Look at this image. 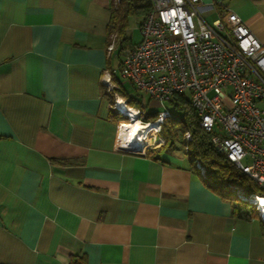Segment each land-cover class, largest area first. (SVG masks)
<instances>
[{
  "label": "crops",
  "instance_id": "crops-1",
  "mask_svg": "<svg viewBox=\"0 0 264 264\" xmlns=\"http://www.w3.org/2000/svg\"><path fill=\"white\" fill-rule=\"evenodd\" d=\"M206 2L207 22L233 12L264 42V0ZM110 5L0 0V264H264V223L187 156L158 133L120 148L132 118L114 101L143 123L159 102L121 75L141 33L110 40Z\"/></svg>",
  "mask_w": 264,
  "mask_h": 264
},
{
  "label": "built area",
  "instance_id": "built-area-1",
  "mask_svg": "<svg viewBox=\"0 0 264 264\" xmlns=\"http://www.w3.org/2000/svg\"><path fill=\"white\" fill-rule=\"evenodd\" d=\"M206 7V0H151L139 25L141 39L124 52L120 73L162 104L149 122L158 124L154 133L173 114L167 104L175 95L188 99L215 149L260 187L253 193L232 188L264 222V204L257 202L264 200V42L233 12L207 22Z\"/></svg>",
  "mask_w": 264,
  "mask_h": 264
},
{
  "label": "trees",
  "instance_id": "trees-1",
  "mask_svg": "<svg viewBox=\"0 0 264 264\" xmlns=\"http://www.w3.org/2000/svg\"><path fill=\"white\" fill-rule=\"evenodd\" d=\"M150 7L151 0H111L109 34L116 31V35L122 42L127 35L128 17L133 15L143 19ZM136 100L137 102L141 101L138 98ZM170 105L176 113L165 118L161 124L158 135L164 139V143L158 151L171 149L176 140L182 138L185 154L190 161L191 168L198 172L203 181L209 187L217 190L221 196L230 199L233 202L235 213L245 217L251 214L257 215L254 207L247 201L239 199L232 187H241L247 193L258 192L260 187L215 149L210 141L211 133L199 126L196 111L186 97L180 94L175 95ZM157 114L158 112L149 114L148 121H155ZM186 134L190 135L189 139H186ZM196 161H199L204 167V175L199 173L195 164ZM75 263L74 260L73 264Z\"/></svg>",
  "mask_w": 264,
  "mask_h": 264
},
{
  "label": "rangeland",
  "instance_id": "rangeland-1",
  "mask_svg": "<svg viewBox=\"0 0 264 264\" xmlns=\"http://www.w3.org/2000/svg\"><path fill=\"white\" fill-rule=\"evenodd\" d=\"M142 19L138 18L137 16H129L128 17V29H127V35H126V38L123 39V47H127L131 41H137L139 40L140 38V31L138 30V26L139 24L141 23ZM116 31H112L110 33V40L112 41H116L118 42L120 40V38L116 35ZM128 36V37H127ZM123 80V85L124 87L128 90V91H132V95L133 96H137L138 98L141 99V97H144L146 99V103L147 101H149L150 99L143 93H139V94H135L136 91L134 90V88L132 87V85H130L129 82H127L126 80L122 79ZM115 101H114V105H115ZM141 109H144V116L147 115V118H148V115L149 114H155L159 111H161L163 109V106L161 103L159 104H156V103H151V104H146V106H142L141 105H138ZM167 107L168 109L172 112V113H176L175 109L170 105V104H167ZM144 116H142L143 120H144ZM150 118H151V115H150ZM152 119V118H151ZM128 122V121H127ZM153 128H156L155 125L151 124L150 128L147 129V133H152V129ZM154 133V132H153ZM154 135V134H153ZM164 140V139H163ZM169 149V148H167ZM171 152H173L174 154H176L177 156H182V157H186V154H185V149H184V144H183V139L182 138H179L176 140V142L174 143L173 147L170 149ZM244 164L248 163V159L245 158L243 159L242 161Z\"/></svg>",
  "mask_w": 264,
  "mask_h": 264
},
{
  "label": "bare ground",
  "instance_id": "bare-ground-1",
  "mask_svg": "<svg viewBox=\"0 0 264 264\" xmlns=\"http://www.w3.org/2000/svg\"><path fill=\"white\" fill-rule=\"evenodd\" d=\"M118 104L120 107H122L124 111H127L124 102L118 100ZM127 112L129 116L132 118V121H128L127 123L123 124L122 134H121L122 135L121 140L123 141L120 140L119 143L122 146H129V145L143 146V144L144 145L156 144L157 139H155L156 137H154L153 131L155 129L157 130L158 124L157 123H145L144 124L143 122L136 119L138 115L136 111L128 110ZM151 124L156 126V128H153L151 131L153 134H151L150 132L147 133L148 132L147 129L150 128ZM258 201L260 202L259 204L260 206L264 204V200L257 199V202Z\"/></svg>",
  "mask_w": 264,
  "mask_h": 264
},
{
  "label": "water",
  "instance_id": "water-1",
  "mask_svg": "<svg viewBox=\"0 0 264 264\" xmlns=\"http://www.w3.org/2000/svg\"><path fill=\"white\" fill-rule=\"evenodd\" d=\"M140 148V147H139Z\"/></svg>",
  "mask_w": 264,
  "mask_h": 264
}]
</instances>
